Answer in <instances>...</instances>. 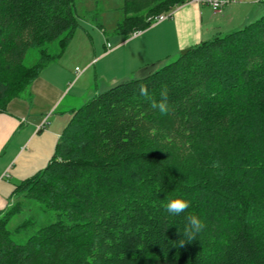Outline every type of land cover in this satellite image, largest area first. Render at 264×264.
Wrapping results in <instances>:
<instances>
[{"label":"trees","instance_id":"trees-1","mask_svg":"<svg viewBox=\"0 0 264 264\" xmlns=\"http://www.w3.org/2000/svg\"><path fill=\"white\" fill-rule=\"evenodd\" d=\"M185 2L123 0L131 16L116 29L128 38L154 22L144 10ZM78 24L74 0H0V113ZM162 90L163 115L152 107ZM12 197L0 264H264V14L96 92ZM176 198L188 207L168 213ZM193 215L204 226L189 240Z\"/></svg>","mask_w":264,"mask_h":264},{"label":"crops","instance_id":"crops-1","mask_svg":"<svg viewBox=\"0 0 264 264\" xmlns=\"http://www.w3.org/2000/svg\"><path fill=\"white\" fill-rule=\"evenodd\" d=\"M263 3L227 0L220 12L193 2L174 7L165 13V19L153 22L134 38L123 37L115 47L86 59L83 71L93 69L92 82L87 84V100L100 91L95 87L98 84L109 87L132 77L135 70L138 74L141 66L166 62L182 49L243 27L264 14ZM129 46L122 58L127 67L120 73H108L110 67L118 65L119 51ZM75 67L69 71L56 61L43 67L28 93L11 99L0 113V212L12 202L15 185L47 164L72 110L86 102L83 98L76 105L86 94L80 93L82 89L73 90L74 85L69 88L73 78L76 83L85 75L82 71L76 77Z\"/></svg>","mask_w":264,"mask_h":264},{"label":"rangeland","instance_id":"rangeland-1","mask_svg":"<svg viewBox=\"0 0 264 264\" xmlns=\"http://www.w3.org/2000/svg\"><path fill=\"white\" fill-rule=\"evenodd\" d=\"M122 4L123 0H74V10L79 24L74 29L70 40L65 45V48L56 60V63L67 66L69 71H72L74 66L83 69L84 63L87 58H92L94 55H96L95 53L107 50L109 47H115L114 45H117V42L124 37V34H121V32L116 29V27L118 26L117 24L119 22L122 23L125 16H131V12L122 10ZM160 14H163V12L160 11ZM153 15L147 13L144 10L141 21H143V23H148L147 21H150L152 23L157 14H155L154 16ZM129 28V30L133 31V28L136 30L142 27L140 24L139 26H135L132 22ZM133 33L129 35L130 39L134 38L133 36L138 35V33L136 35H134ZM130 48L131 47L129 46L119 51V54H121L119 61L115 57V59L118 61L116 62L118 63V65L110 67L107 70L108 73H120L127 67L125 65V62L122 61V58H124ZM31 52L32 51L28 52L25 59V62L28 65L33 63L36 59V57L31 54ZM176 56H173L171 58H174ZM92 71V67L87 69L85 72L83 71L85 73L84 77L76 83H74L76 79L73 78L72 83L69 85V88L74 85L73 90H75L76 88L82 89L80 93L86 94L84 97L78 100L76 105L82 103L81 101H83V98L87 101V93H89L87 84L89 83V81L92 82V79H90L93 78L91 76ZM136 71L137 70L133 72L132 77H137L138 74ZM132 77L126 79H130ZM95 87H97V89L100 91L107 88H104L101 84H98ZM90 97L91 96H89L88 99H90ZM27 203L30 205L32 210L37 208L35 200H31ZM31 209L28 208V211L30 213L32 212ZM19 236H17L16 238H18Z\"/></svg>","mask_w":264,"mask_h":264},{"label":"clouds","instance_id":"clouds-1","mask_svg":"<svg viewBox=\"0 0 264 264\" xmlns=\"http://www.w3.org/2000/svg\"><path fill=\"white\" fill-rule=\"evenodd\" d=\"M139 93L141 96L148 98L149 94L146 90V88L141 85L139 89ZM160 101L159 103L153 102L152 107L158 109L160 114H166L168 111L167 106V91L162 90L160 93ZM189 202L186 199L176 198V199H170L166 204V210L168 213L171 214H180L184 212V210L188 207ZM203 222L202 220L193 215L188 217L187 225L184 229V235L189 239L192 240L196 236L197 233H199L203 229Z\"/></svg>","mask_w":264,"mask_h":264},{"label":"built area","instance_id":"built-area-1","mask_svg":"<svg viewBox=\"0 0 264 264\" xmlns=\"http://www.w3.org/2000/svg\"><path fill=\"white\" fill-rule=\"evenodd\" d=\"M226 1L227 0H186V2H193V3H198V4L209 5L214 12H220L223 4ZM262 1H264V0H262ZM166 17H167V15L165 13L159 14V15L155 16L154 21L155 22L160 21V20L165 19ZM137 33L138 32H134L133 34L136 35ZM83 70L84 69H82V68L75 67V76L78 77L82 73Z\"/></svg>","mask_w":264,"mask_h":264},{"label":"water","instance_id":"water-1","mask_svg":"<svg viewBox=\"0 0 264 264\" xmlns=\"http://www.w3.org/2000/svg\"><path fill=\"white\" fill-rule=\"evenodd\" d=\"M187 51V49H182L180 50L179 54H184ZM155 64H150L148 66L142 67L139 71H138V75H144L147 74L148 72H150L152 70V68L154 67Z\"/></svg>","mask_w":264,"mask_h":264}]
</instances>
